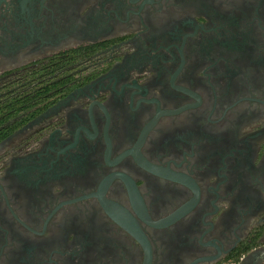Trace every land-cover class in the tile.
Here are the masks:
<instances>
[{
  "label": "flooded vegetation",
  "instance_id": "1",
  "mask_svg": "<svg viewBox=\"0 0 264 264\" xmlns=\"http://www.w3.org/2000/svg\"><path fill=\"white\" fill-rule=\"evenodd\" d=\"M4 106L0 264H264V0H0Z\"/></svg>",
  "mask_w": 264,
  "mask_h": 264
},
{
  "label": "trees",
  "instance_id": "2",
  "mask_svg": "<svg viewBox=\"0 0 264 264\" xmlns=\"http://www.w3.org/2000/svg\"><path fill=\"white\" fill-rule=\"evenodd\" d=\"M8 103L7 104H9V103H19V102H14V101H7ZM8 111H10V108L8 107V106H4V107H2L1 109H0V113H1V115L3 114V113H5V112H8ZM19 111H20V109H18V108H16V110H15V114H19ZM11 116H4V117H1V119H0V140H2V138H4L7 134H9L11 131H13V130H15V129H17L18 127H19V125L18 124H16L15 123V125H7V126H4L3 125V123L6 121V122H8V120H9V118H10Z\"/></svg>",
  "mask_w": 264,
  "mask_h": 264
}]
</instances>
